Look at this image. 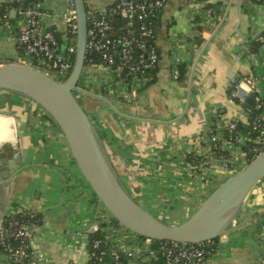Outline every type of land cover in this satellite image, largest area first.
Listing matches in <instances>:
<instances>
[{
    "label": "crops",
    "instance_id": "0c3cea01",
    "mask_svg": "<svg viewBox=\"0 0 264 264\" xmlns=\"http://www.w3.org/2000/svg\"><path fill=\"white\" fill-rule=\"evenodd\" d=\"M110 7L115 0H85ZM70 0H41L40 23L59 28ZM29 4V3H28ZM27 0H0L10 28L0 26V64L30 65L16 36L17 12ZM159 60L153 78L122 82L110 69L84 65L76 99L94 124L107 158L131 197L165 222L179 223L227 177L247 164L244 150L226 144L233 170L210 152L209 132L222 137L230 121L245 133L249 114L240 104L253 76L264 102V8L251 0H166L154 17ZM32 66V65H31ZM148 75V74H147ZM0 155L18 169L0 176V223L4 217L36 218L39 264H88L90 236L98 229L108 244L150 259L148 246L115 222L82 177L60 129L30 99L0 89ZM209 161L205 175L189 169L191 156ZM15 167V168H16ZM164 215V216H163ZM0 264H12L4 250ZM206 264H264V178L245 197L226 242Z\"/></svg>",
    "mask_w": 264,
    "mask_h": 264
},
{
    "label": "built area",
    "instance_id": "2783aa9c",
    "mask_svg": "<svg viewBox=\"0 0 264 264\" xmlns=\"http://www.w3.org/2000/svg\"><path fill=\"white\" fill-rule=\"evenodd\" d=\"M251 1L264 8V0ZM165 2L166 0H115L105 9L86 7L85 65H99L110 69L114 78L122 82L145 77L159 60L152 17ZM40 5L41 0H29L28 5L17 9L22 24L16 36V44L24 54L30 56L29 66L42 70L56 81H64L71 73L76 51L77 21L74 2L70 0L58 29H46L42 26L39 20ZM114 20L118 22L117 25L113 24ZM0 26L10 28L8 11L0 10ZM32 58L35 59V65L31 63ZM242 83L248 87V93L253 95L256 111L249 115L245 133L239 130L235 121H230L221 138L210 128L209 140L211 154L213 150H226V144H235L244 150L248 163L264 150V102L257 95L253 76H244L236 86ZM214 156L219 159L223 168L233 170L235 167L234 162L229 161L222 153ZM189 164L192 173L205 175L209 161L193 155ZM36 222V218L16 216L8 217L0 223V247L4 248L7 259L12 264H39L44 258L34 244ZM217 238L214 251L226 242L227 233ZM143 240L149 249V259L159 256L162 264H206L207 246L214 244L213 239L199 243L159 240L154 249L151 246L152 239L145 237ZM100 242L101 239L93 240L90 248H97ZM105 243L114 264H125L124 258L126 260L134 256L131 251L124 252L110 246L107 239Z\"/></svg>",
    "mask_w": 264,
    "mask_h": 264
},
{
    "label": "water",
    "instance_id": "95a60500",
    "mask_svg": "<svg viewBox=\"0 0 264 264\" xmlns=\"http://www.w3.org/2000/svg\"><path fill=\"white\" fill-rule=\"evenodd\" d=\"M76 11L77 38L74 64L68 78L56 81L35 67L0 64V89L24 96L39 105L62 132L71 155L98 201L119 224L137 235L152 240L199 243L214 239L231 230L240 207L254 184L264 178V150L242 169L236 171L202 202L185 221L165 222L146 211L128 193L112 169L91 119L76 99L74 91L84 67L86 43V1L73 0ZM13 10L11 14H15ZM248 99H254L248 95ZM0 176L18 169L14 160L2 164ZM16 167V168H15Z\"/></svg>",
    "mask_w": 264,
    "mask_h": 264
},
{
    "label": "trees",
    "instance_id": "16d2710c",
    "mask_svg": "<svg viewBox=\"0 0 264 264\" xmlns=\"http://www.w3.org/2000/svg\"><path fill=\"white\" fill-rule=\"evenodd\" d=\"M29 3V0H27V4ZM22 7V6H21ZM20 8V7H19ZM2 11V10H1ZM157 14V13H156ZM155 14V15H156ZM155 15L152 17V24H153V27H154V17ZM114 25H117L118 22L116 20H114L113 22ZM20 52H22L21 49H19ZM33 65H35V59L32 58V62H31ZM85 65V63H84ZM155 69V68H154ZM154 69H152L151 71H149L146 76H151L153 78V71ZM245 111L249 114V115H252L254 114L256 111L254 110V104H255V100L254 99H248L246 98L243 102L240 103ZM263 109H264V106H263ZM47 114V113H46ZM48 115V114H47ZM49 116V115H48ZM50 117V116H49ZM51 119V118H50ZM52 120V119H51ZM53 121V120H52ZM54 122V121H53ZM55 124V122H54ZM56 125V124H55ZM57 126V125H56ZM214 130V128H212ZM215 131V130H214ZM226 132V131H224ZM245 149V148H244ZM223 154L226 158H228V155H227V151L226 150H221V149H218V150H213L212 154L213 155H219V154ZM16 217V216H14ZM8 218L7 216L2 218V221L4 219ZM115 222H117V220L115 218H113ZM1 221V222H2ZM140 238L142 239H145V237L143 236H140L138 235ZM95 239H101V242L99 244V246L97 248H89V253H88V264H114L112 258L110 257L109 253H108V245L107 243H105V240H106V237L104 235L103 232L100 231V229H98L94 234H92L90 236V243L95 240ZM217 237L214 238L212 241L214 244H210L207 246V250H208V253H207V257L210 253H212V251H214V249L216 248V241H217ZM159 242V240H151V246L152 248L155 249V246L156 244ZM4 248L3 247H0V251L3 250ZM124 261L125 258H124ZM143 264H162V261L160 259L159 256L155 257V258H151L148 262H144Z\"/></svg>",
    "mask_w": 264,
    "mask_h": 264
},
{
    "label": "rangeland",
    "instance_id": "374dc122",
    "mask_svg": "<svg viewBox=\"0 0 264 264\" xmlns=\"http://www.w3.org/2000/svg\"><path fill=\"white\" fill-rule=\"evenodd\" d=\"M75 91H76V90H75ZM75 91H74V94L76 93ZM217 187H218V186H217ZM212 191H213V190H212ZM212 191H211V192H212ZM199 207H200V206H199ZM199 207H198V208H199ZM198 208H197V209H198ZM193 213H194V212H193ZM193 213H192V214H193ZM152 214H153L154 216H156V217H161V216H162V215L158 214L157 212L152 213ZM192 214H191V215H192ZM191 215H190V216H191ZM163 216H164V215H163ZM190 216H188L187 218L181 217V220H180V221L183 222V221L187 220Z\"/></svg>",
    "mask_w": 264,
    "mask_h": 264
},
{
    "label": "flooded vegetation",
    "instance_id": "af4514ba",
    "mask_svg": "<svg viewBox=\"0 0 264 264\" xmlns=\"http://www.w3.org/2000/svg\"><path fill=\"white\" fill-rule=\"evenodd\" d=\"M10 170H8V173H9ZM1 173V171H0ZM10 174V173H9ZM2 193V184H0V194Z\"/></svg>",
    "mask_w": 264,
    "mask_h": 264
}]
</instances>
